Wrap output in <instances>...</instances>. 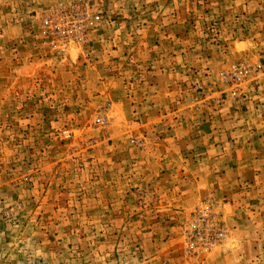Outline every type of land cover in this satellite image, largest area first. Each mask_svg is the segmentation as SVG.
Instances as JSON below:
<instances>
[{
    "label": "rangeland",
    "instance_id": "obj_1",
    "mask_svg": "<svg viewBox=\"0 0 264 264\" xmlns=\"http://www.w3.org/2000/svg\"><path fill=\"white\" fill-rule=\"evenodd\" d=\"M0 264H264V0H0Z\"/></svg>",
    "mask_w": 264,
    "mask_h": 264
}]
</instances>
